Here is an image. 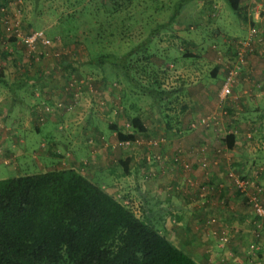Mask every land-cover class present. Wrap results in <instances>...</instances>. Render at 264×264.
Here are the masks:
<instances>
[{"label": "rangeland", "instance_id": "rangeland-1", "mask_svg": "<svg viewBox=\"0 0 264 264\" xmlns=\"http://www.w3.org/2000/svg\"><path fill=\"white\" fill-rule=\"evenodd\" d=\"M3 1L0 0V5ZM9 1L12 3L11 9H9V6L5 7L4 3V6H0V77L5 78L4 71H7L9 67H13L19 63L32 65L35 59L47 58L54 61L65 58L69 59V62L56 67L57 71L55 72V82L61 88H66V91H64L66 95L64 92L62 94L53 93L57 99H32L34 103L32 108H35L34 113L36 115L34 122L39 123L41 118L44 120L48 119V123L54 127L49 133L40 129V133L36 134L33 128L24 130L20 126L15 130V136L7 133L10 132L8 128L12 127L9 123L15 120L13 118L19 115L24 116L25 114L27 105L21 107V100L27 104L30 99H4V97L0 96V177L15 175L20 172H35L44 168L57 167L58 165L66 166L69 163L67 158L72 155L69 153L64 154L65 150H63L62 145L59 143L68 144L70 142L74 145L75 143L71 140L74 134H76L75 140H79L81 143H78L77 146L75 145L73 151L76 150L75 154L79 153L82 156V158H76L80 161V165L76 164L77 169L88 178L93 174L94 177L90 178L91 180L105 187L110 194L116 199L121 200L130 209L136 206L129 202V200L132 202L131 199H128L129 189L123 186L119 188V172H122V165L119 163V159L125 157L124 153H127L128 158L129 154H131V157H134L135 160L138 159L143 162L142 182L145 183V187L147 188L143 186L142 189L144 190L142 191H149L147 185L151 182L148 181H152L155 177L156 180L157 177L160 179V176L152 172L154 171L153 168H147L155 164V161H148V159H151L154 151L157 150L158 141L164 142L166 137L163 134H165V131L160 124L151 120V116L148 115L145 122L147 121V124L152 123L160 131L155 129L156 133H153V131H147L148 129L146 128L143 132H137L134 140L117 139L115 130L108 126L109 123H115L120 129L125 131L129 129V115L122 118V111H119L121 108L119 99H140L149 104L152 103L153 99H151L150 95L141 93L137 86L132 85L130 81L122 76L120 69L118 72L109 67L107 63H103V69L102 67L98 68L93 64H89L86 60L90 53L106 50L119 54L123 53L131 49L134 44L142 40L151 31V39L147 44L150 45L151 54L145 59L146 57H144L142 49L135 48L132 58H137L138 62L132 68V72L141 82L145 83L147 80L146 74L140 71L138 65L146 63L150 66L151 75L159 78L162 81L163 87L178 88L179 84L183 81L180 68L184 64L192 67L194 71H198L196 75H198L201 82L210 81L211 85H221V76L217 78L218 76L212 77L209 75V69L213 63L212 60L215 58L213 55L216 53V49L218 51L220 49L225 51L223 54L221 50V53L217 57H221L223 60L228 58L226 59L227 61L225 60L227 66L224 68L223 76L228 69H232L231 66L235 67L242 63V61L244 62L243 54L252 42L250 40L249 44L244 45L243 49L245 48V52L241 51V57H237L235 53L234 59H237V62L234 59L231 60L232 56L227 55L229 53L226 50L230 49L228 45L232 44L233 41L215 39V37L208 38L205 30L209 29L210 26H204L201 22L202 18L200 20L191 11H189L190 15L187 17L185 15L184 17L194 24V32L193 30L190 32L181 31L179 23H166L170 13L175 9L173 7H163L159 0H125V3L122 2V6L120 8L117 7L113 12L110 9V0H5V2ZM133 1L137 2V4L133 3ZM167 2H171V0ZM191 2H183V6L180 2V10L187 8L186 11H188V8L192 5ZM225 2L226 0H224ZM123 4H125V7ZM224 5L225 8L222 9L221 16L216 19L217 25L220 26L221 32L230 34L236 26L234 24L236 16L233 15V10L227 3ZM179 17L180 15L176 19ZM93 20L96 22H93ZM189 22L188 25H190ZM160 23L167 24V28L155 30V27ZM11 28H17L21 31L44 30L52 37L51 45L43 48L45 53H38L36 50H30L22 45L17 38H12V40L14 39L13 43L9 44V36L13 35L10 31ZM98 28H100L99 31L97 30ZM152 28L154 29L151 30ZM184 39L194 44H186L184 43ZM237 41L236 43H240L243 40ZM183 50L190 53L191 51H197L200 55L195 56V52H193V56H183L180 54ZM250 51L248 50V52ZM252 52L254 51L252 50ZM43 75V79L47 78ZM234 77L235 73L231 86L234 83ZM0 91L3 95L9 94L7 85L2 81L0 82ZM230 94L231 90L225 96H221L219 91L217 94H213L212 99L215 100V109L217 115L222 118L221 121L226 122L227 118L229 119L232 115L226 107V98ZM183 95V90L182 92L177 91L171 99H183L181 98ZM79 99H83V102H80ZM168 105L171 110L176 103L170 101ZM217 115L215 114V116ZM200 118H204L205 120L200 122ZM217 121H219L218 117L215 118L210 112L205 111L194 117L189 116L183 123H180L179 120L177 129L178 127L181 129V127L186 126L190 131L196 130L200 132L207 130V132L210 131V134L212 131V133H215L216 139H218L220 137V130L216 129L219 124ZM18 122L17 120L15 121L16 124ZM225 122H222V124H225ZM30 125L32 127L33 124ZM148 126L150 127V125ZM109 128L112 133L104 136L102 132ZM68 132L71 134V140H68L66 137ZM96 133L98 136H95ZM90 137H94L92 138V142H90ZM21 138L24 139V142L20 140ZM50 141L56 142V146H54L58 151L55 147L54 149L58 155L64 157L65 162H61L60 158H58L56 161L60 162L54 164L55 159L46 156L45 151L49 147ZM84 141L86 144H84ZM100 141H108V143L112 144L110 148H113V152L110 156L113 157L112 159H116V162L109 163L107 168L102 170V172L106 171L116 175V179H111L110 182H102L101 178L97 177L100 168L94 167L95 169H91V165H87L88 162L84 160L88 159V154L92 151V148H87V144H94ZM198 141L199 145L200 141L208 143L207 137H203ZM69 144L68 148H70ZM207 145L206 148L208 147ZM174 163L175 166H172L171 168L173 169L168 170L167 174L170 175L173 172L171 175L174 178L175 173L181 171L184 184L182 188L186 191L199 192V196L201 197H205L210 193L222 194L224 192L221 185L213 183L211 167L208 161L204 167L201 166V163L197 164L198 162L196 163L197 165L192 164L191 167H184L182 163L179 164L175 160ZM95 170L96 172H94ZM261 170L262 172L264 171L263 168H251V166L245 168L243 171H237V168L232 167L228 169L225 167L223 169L224 178L228 179V171H232L244 177L246 181V188L242 192L231 181L229 184L231 192L239 195L237 203L244 207L245 211L242 213V216H245L240 217L241 220L238 222L236 221L237 218L230 217L237 215L231 212L232 208H235V205H232L233 203L231 202L228 206V212L223 213V216L227 217V224L250 227L253 241L260 240L264 236V217L255 214L253 205L249 200L250 197L255 196L257 202L264 207V200L262 199L264 183L259 178ZM206 173H208L209 177H207ZM146 182L148 183L146 184ZM146 218L157 228V219L153 222V218L149 215ZM202 218L206 224L205 227L211 231L210 233L214 238L217 234L215 226L217 215L207 211ZM200 219L198 220L199 224ZM218 237H220L219 241L222 243L220 246L227 247L229 242L227 233L219 234ZM248 246V252L251 251V254H248L246 249L248 259L252 260L249 255H254L256 259L258 258V260L254 261L257 264H263L260 261L264 260V249H259L257 248L258 246L254 247L251 243ZM180 248L186 251L182 246ZM188 248L196 251L194 247ZM193 254L197 256L195 252Z\"/></svg>", "mask_w": 264, "mask_h": 264}, {"label": "crops", "instance_id": "crops-1", "mask_svg": "<svg viewBox=\"0 0 264 264\" xmlns=\"http://www.w3.org/2000/svg\"><path fill=\"white\" fill-rule=\"evenodd\" d=\"M159 1L162 3L163 7H173V9H175V15L171 22L173 24L179 23V28L182 29L181 31L190 32L193 30V27H195L192 22H189V20H186L184 17L185 15L186 17L190 15L189 11H191L194 12L193 15L200 18V20L202 18L201 22L204 26H210L209 29L205 30L208 38L215 37V39L219 38L224 40L228 39L229 42L233 41L232 44L230 43V45H228L230 49L226 50V52L229 53L227 55L232 56V59L229 57L231 60L234 59L237 50H241L243 53L245 52L243 43H236V41H242L248 37V31L251 25L257 28V33L252 35V42L243 54L244 62L238 63L239 65L237 64L238 66L235 69V80L231 86V94L226 98V107L232 115L229 119L227 118L226 122L221 121L222 118L217 115L215 100L212 99L213 94L218 93L220 84L211 85L210 81L201 82L198 75H196L198 71H194L192 67L186 64L180 68L183 81L179 84V91L182 92L183 90L184 95L181 97L183 99H174L175 101H172V103H176V105H174L171 110L170 108L168 110L164 108V111L171 114L170 116L173 118L176 117L177 120H180V123L186 121L189 116L194 117L205 111L210 112L215 118H219V121H217L219 124L216 127V129L220 130V137L218 139H216L215 133H212V131L211 134L210 131L207 132V130L200 132L196 130L190 131L186 126L181 127L178 131H175L176 129L171 131L163 125L161 114H164V111L161 112V109L155 108L153 103L149 104L140 99H119V105H121L119 111H122V118L128 115H138L142 119L144 126L148 129L147 131L156 133L155 129H157V127L153 126L152 123L147 124L148 122H145L146 117L150 115L151 120L157 122L164 128L165 134L163 135L166 137L164 142L158 141L157 150L154 151L152 158L148 159V161H155V164L147 168H153L154 171L152 172L160 176V179L157 177L156 180L155 177L152 181H148L151 182L147 185L149 191H142L144 190L142 189L143 186L145 187V183L142 182L143 162L138 159L135 160L134 157H131V154H129L128 158L127 153H124L125 157L120 158L127 159V170L125 173L119 172V188L123 186L129 189L128 199H131L132 202L130 200L129 202L136 206H133V209H131L135 215H149L151 217L163 216V221L161 223L159 222L160 224L157 222L158 230L179 248L181 246L184 248L186 243L187 247H194L197 252L189 248L188 250L191 252L190 254L192 257L198 262L202 264H257L254 260H258V258L256 259V256L249 255L252 260L248 259L246 256V249L251 243L254 247L258 246L257 248L263 250L264 236L260 239L261 241H253L250 227H239L237 225L227 224V217L223 216V213L228 212L230 202L233 203L232 205H235V208H232L231 212L237 214L236 216L230 217L237 218V222L241 220L240 217L245 216H242L245 210L244 207L237 203L239 195L231 192V187L229 186L231 183L230 178L226 179L223 177V169L225 167H227V169L232 167L237 168V171H243L250 166L251 168L258 167L259 169H264V0H236L237 10L233 11V15L236 16L234 19V24L236 26L230 34L221 32L220 26L217 25L216 20L221 16L222 9L225 8L224 4L227 3L229 5L227 1L225 3L224 0ZM188 1H192V5L188 8V11H186L187 8L180 10L179 3L181 2L183 6V2ZM3 3L5 7L9 6V9L12 8V3H10V1L5 2L4 0ZM178 15H180V17L176 19ZM188 22L190 25H188ZM185 23L187 24L185 25ZM184 28L187 29L184 30ZM13 40L12 36H9V44L13 43ZM259 40L261 41L259 42ZM184 41L186 44L192 43L187 39H184ZM232 48L234 49L232 50ZM221 50L222 49H220V51ZM248 50L251 51L248 52ZM252 50L254 52H252ZM220 51L217 49L216 53L213 51L215 53L213 55L215 58L212 60L213 63L209 69V75L212 77H222L224 68L227 66L226 59L228 58H225V61L221 57H217L221 53ZM193 52H195V56L200 55L197 51H191L192 54ZM223 52L225 51L222 50V53ZM230 59L229 61H231ZM36 60L37 59H35L32 65L28 63H19L13 67H9L7 71H4L5 78L3 77V83L7 85L9 94L3 95L0 91V96L4 97V99H30L27 104L21 100V107L27 105V108H24V116L19 115L13 118L15 119L14 121L9 123L12 127L8 128L10 132L7 133L10 135L15 136V130L19 126L24 130L33 128L36 134L40 133V129L44 130L46 133L54 129V127L48 123V119L44 120L41 118L39 123L34 122L36 115L34 113L35 108H32L34 105L32 99H57V97H54L53 93L62 94L66 91V88H61V86L55 82V72L57 71L56 67L62 66L65 62L68 63L69 59L64 58L52 61L47 58H42L37 60V62ZM234 61L237 62V59H234ZM46 73H48V75H46ZM42 74L47 78L43 79ZM64 94L66 95V92H64ZM82 100L83 99H79L80 102ZM179 102L182 103V106ZM215 114L217 116H215ZM16 120L19 121L18 124L15 123ZM222 122H225V124H222ZM30 124H33L32 127ZM148 125H150V127ZM224 126L225 128L222 129ZM109 131L110 128L104 130L102 134L104 136L109 135L112 133ZM157 131H160V129H157ZM226 133L232 134L231 146H227L225 143ZM96 134L95 136H98V134ZM70 136L71 134L68 132L66 134L68 140L72 139ZM203 137H207L208 145L206 142L202 141H200V145L198 144V140ZM75 138L76 134H74L71 140L75 143L74 145L68 142L72 149L68 148V144L59 143L62 145L63 150H65L64 154L69 153L72 155L67 158L69 165H80V161L76 158H82L79 153L75 154L76 150L73 151L75 145L77 146L78 143H81V141L75 140ZM90 138V142H92V138L94 137ZM20 140L24 142V139L21 138ZM53 144H56V142H53ZM84 144H86L85 141ZM111 145L112 144L108 143V141L87 144V148H92V151L88 154V159L84 160L88 162L87 165H91V169H95L94 167L100 168L97 177L101 178L102 182H110L111 179H116L114 173L102 172L103 169L107 168L109 163L116 162V159H112L113 157L110 156L113 152V148H110ZM206 145L208 146L207 148ZM54 147L55 146H53V148ZM45 153L47 156L48 151H45ZM58 156L61 162H65L63 156ZM174 160L179 164H183L184 162L190 163L191 161L190 167L192 164H199L202 160L208 161L211 167L213 183L221 185L224 192L222 194L210 193L205 197H201L199 196V192L191 190L186 191L182 188L184 184L181 171H177L174 178H172L171 175L173 172L170 175L167 174L168 170L173 169L171 167L175 166ZM58 162L60 161H55L54 164ZM68 164L66 166H69ZM66 166L58 165L57 167ZM94 172H96V170ZM206 175L209 177L208 173H206ZM89 177L93 178L94 175L92 174ZM259 178L260 181L264 183V171H260ZM148 182H146V184ZM174 187H176L175 190L171 192ZM262 199L264 200V193ZM207 211L217 215L215 225L217 234L214 238L210 233L211 231L205 227L206 224L202 218ZM199 219L200 224L198 223ZM161 225L162 228H160ZM238 225H240V223H238ZM222 233H227L229 239L227 247L225 248L220 246L222 243L219 241L220 237H218V235ZM194 252L198 257L193 254ZM250 252L251 251L248 252L247 249V253L251 254ZM260 262L264 264V260Z\"/></svg>", "mask_w": 264, "mask_h": 264}, {"label": "trees", "instance_id": "trees-1", "mask_svg": "<svg viewBox=\"0 0 264 264\" xmlns=\"http://www.w3.org/2000/svg\"><path fill=\"white\" fill-rule=\"evenodd\" d=\"M226 1L233 11L237 10L236 0ZM122 2L125 0H110L111 11L120 8ZM174 15L173 11L166 23H170ZM159 28L166 29L167 24L160 23L155 30ZM150 37L151 31L131 49L120 54L107 50L90 53L86 61L102 69L103 63L118 72L120 69L122 76L137 86L141 93L150 95L155 108L163 112L164 108L169 109L170 101H175L171 97L179 87H163L162 81L151 75L150 66L146 63L138 65L146 74L148 81L145 83L132 72L138 62L137 58H132L134 49L141 48L147 59L151 54L150 45H147ZM180 54L193 56L186 50ZM1 81H4L3 77H0ZM170 115L164 111L161 117L163 125L172 131L177 129L179 120ZM128 123L127 131L115 123L108 126L115 130L118 140H134L137 132L146 129L138 115L129 116ZM178 130L179 127L175 131ZM225 143L231 146L232 134H225ZM54 145L50 141L46 151L48 158L56 161L59 156ZM119 163L125 173L127 159H119ZM230 181L243 191L231 178ZM146 216L135 215L105 187L81 173L76 164L3 176L0 177V264H202L192 257L187 243L184 245L186 251L179 248ZM152 218L153 222L155 219L158 223L163 221L161 215Z\"/></svg>", "mask_w": 264, "mask_h": 264}, {"label": "built area", "instance_id": "built-area-1", "mask_svg": "<svg viewBox=\"0 0 264 264\" xmlns=\"http://www.w3.org/2000/svg\"><path fill=\"white\" fill-rule=\"evenodd\" d=\"M11 33L15 35V37L18 39V41L27 47L30 50H36L38 53H45L43 48L51 45V38L47 37L41 29H35L31 30L29 32L18 30L17 28L10 29ZM256 28L255 26H251L248 31V37L242 41L243 45L249 44V41L251 40L252 35H255ZM237 57H241V50L236 51ZM235 70L229 69L227 74L223 77L222 83L220 85L219 93L221 96L228 95L231 90V81L233 79ZM205 119L200 118L199 121L203 122ZM201 166L204 167L206 165L205 160L200 161ZM189 162H184V167H189ZM228 175L234 182V184L239 187L240 189L244 190L246 188V181L245 179H242L238 177L233 172L229 171ZM195 181V179H193ZM251 201V204L253 205V210L256 214L260 215L261 217H264V207L260 205L255 196L250 197L249 199Z\"/></svg>", "mask_w": 264, "mask_h": 264}]
</instances>
